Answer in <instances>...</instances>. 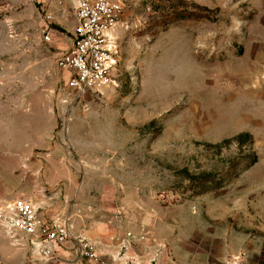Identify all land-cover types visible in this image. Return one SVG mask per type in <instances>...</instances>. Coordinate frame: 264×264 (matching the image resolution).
I'll list each match as a JSON object with an SVG mask.
<instances>
[{
  "label": "rangeland",
  "instance_id": "obj_1",
  "mask_svg": "<svg viewBox=\"0 0 264 264\" xmlns=\"http://www.w3.org/2000/svg\"><path fill=\"white\" fill-rule=\"evenodd\" d=\"M57 1L0 0V199L59 191L72 239L0 264H264V0H121L119 88L81 97Z\"/></svg>",
  "mask_w": 264,
  "mask_h": 264
},
{
  "label": "built area",
  "instance_id": "obj_2",
  "mask_svg": "<svg viewBox=\"0 0 264 264\" xmlns=\"http://www.w3.org/2000/svg\"><path fill=\"white\" fill-rule=\"evenodd\" d=\"M58 12L74 21L72 46L61 55L57 67L67 72L65 86L77 97L104 94L119 88L117 74L121 51L117 30L124 26L121 0H58ZM56 16L46 13V21L54 24ZM53 30L48 26L46 41ZM72 216L67 203L40 206L31 199L0 201V228L5 235L28 245L32 254L47 261L72 239ZM85 256L93 258V247L83 245Z\"/></svg>",
  "mask_w": 264,
  "mask_h": 264
},
{
  "label": "crops",
  "instance_id": "obj_3",
  "mask_svg": "<svg viewBox=\"0 0 264 264\" xmlns=\"http://www.w3.org/2000/svg\"><path fill=\"white\" fill-rule=\"evenodd\" d=\"M60 22V23H63L62 25H64L63 27H65V28H68V26H70V28H68V32L69 33H71V36H72V29H73V26H74V21L73 20H68V19H66L65 17H63L61 14L59 15V16H57V22ZM55 24H57V23H55ZM70 36V38H68L65 42H64V46L63 47H66V49L67 50H69L70 48H71V46H72V37ZM81 192H82V190L80 189V190H78V192H77V195H76V197H77V200H78V198L80 197V194H81ZM55 193V194H54ZM54 193H52V195H51V197H46V199H44L43 201H42V203L41 204H39V203H37L38 205H40V206H43V205H48V204H50V201L51 200H53V198H59V191H56V192H54ZM83 196V195H82ZM3 199H0V201H2ZM32 200V199H31ZM34 201V200H33ZM61 201V200H60ZM35 202V201H34ZM3 237L4 238H6V239H8V237L5 235V233L3 232V230L0 228V240L1 239H3ZM10 239V238H9Z\"/></svg>",
  "mask_w": 264,
  "mask_h": 264
}]
</instances>
